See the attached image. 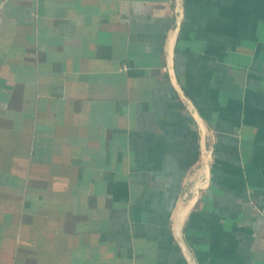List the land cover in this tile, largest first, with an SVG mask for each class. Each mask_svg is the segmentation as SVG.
I'll return each mask as SVG.
<instances>
[{
  "label": "crops",
  "instance_id": "crops-1",
  "mask_svg": "<svg viewBox=\"0 0 264 264\" xmlns=\"http://www.w3.org/2000/svg\"><path fill=\"white\" fill-rule=\"evenodd\" d=\"M0 264H264V0H0Z\"/></svg>",
  "mask_w": 264,
  "mask_h": 264
},
{
  "label": "water",
  "instance_id": "water-1",
  "mask_svg": "<svg viewBox=\"0 0 264 264\" xmlns=\"http://www.w3.org/2000/svg\"><path fill=\"white\" fill-rule=\"evenodd\" d=\"M174 2H175V10H176L177 21H179L180 18H182V15H183V12H184L185 0H174ZM207 159H208L209 162L212 161V157L210 155L207 156Z\"/></svg>",
  "mask_w": 264,
  "mask_h": 264
}]
</instances>
